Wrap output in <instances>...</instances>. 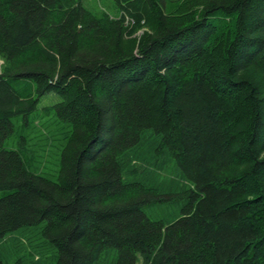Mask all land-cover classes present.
Returning <instances> with one entry per match:
<instances>
[{
    "label": "trees",
    "instance_id": "trees-1",
    "mask_svg": "<svg viewBox=\"0 0 264 264\" xmlns=\"http://www.w3.org/2000/svg\"><path fill=\"white\" fill-rule=\"evenodd\" d=\"M112 2L0 0V240L47 221L56 264H264V0ZM51 92L58 181L4 146ZM164 152L193 184L170 222L143 210Z\"/></svg>",
    "mask_w": 264,
    "mask_h": 264
},
{
    "label": "rangeland",
    "instance_id": "rangeland-1",
    "mask_svg": "<svg viewBox=\"0 0 264 264\" xmlns=\"http://www.w3.org/2000/svg\"><path fill=\"white\" fill-rule=\"evenodd\" d=\"M92 10L107 8L113 11L112 0H83ZM143 29L137 33L141 34ZM5 61L0 55V72ZM13 85L20 93L35 92L33 81L18 79ZM61 100L57 93H47L39 97L36 109L12 117L14 132L9 135L4 146L18 149L28 168L53 181H58L62 167L63 149L71 133V126L60 120L53 105ZM144 158L159 157L156 145L144 143ZM140 160V157H136ZM158 173L154 176L153 185L158 189L161 199H154L143 205L145 213L154 220L170 222L181 215L182 208L190 198L186 189L193 184L187 181L173 157L164 152V161L156 160L150 164ZM142 168V167H141ZM13 192L10 189L0 190V197ZM47 221L34 225L19 227L0 240V262L4 264H56L59 257L58 248L44 235L43 228ZM116 251H110L101 261L102 264H114ZM135 264H143L140 258Z\"/></svg>",
    "mask_w": 264,
    "mask_h": 264
}]
</instances>
